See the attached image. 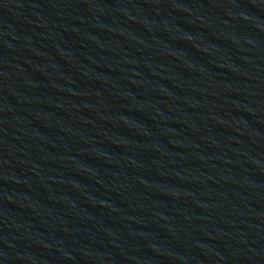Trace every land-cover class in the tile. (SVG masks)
Here are the masks:
<instances>
[{"label": "water", "instance_id": "water-1", "mask_svg": "<svg viewBox=\"0 0 264 264\" xmlns=\"http://www.w3.org/2000/svg\"><path fill=\"white\" fill-rule=\"evenodd\" d=\"M0 264H264V0H0Z\"/></svg>", "mask_w": 264, "mask_h": 264}]
</instances>
